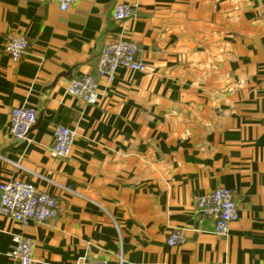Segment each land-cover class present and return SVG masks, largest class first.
I'll use <instances>...</instances> for the list:
<instances>
[{
  "label": "crops",
  "instance_id": "0c3cea01",
  "mask_svg": "<svg viewBox=\"0 0 264 264\" xmlns=\"http://www.w3.org/2000/svg\"><path fill=\"white\" fill-rule=\"evenodd\" d=\"M116 4L136 5L115 22ZM23 36L19 63L4 52ZM122 35L148 71L97 78L86 105L68 81L95 71ZM37 119L7 132L13 108ZM75 133L70 155L50 150L52 128ZM22 180L58 199L51 223L0 215V264L12 235L34 241L36 264H264V0H0V184ZM224 187L238 204L226 237L195 198ZM179 229L185 242L166 244Z\"/></svg>",
  "mask_w": 264,
  "mask_h": 264
},
{
  "label": "built area",
  "instance_id": "2783aa9c",
  "mask_svg": "<svg viewBox=\"0 0 264 264\" xmlns=\"http://www.w3.org/2000/svg\"><path fill=\"white\" fill-rule=\"evenodd\" d=\"M60 11L64 12L79 0H53ZM137 6L116 4L112 18L115 22L129 21L135 16ZM28 41L23 36L8 35L4 42V52L14 63L24 59L28 51ZM138 46L122 35L109 39L99 53L95 71L70 79L66 92L86 105H94L98 100L97 78L113 79L118 68L145 73L148 71L144 62L138 59ZM37 119L36 110L32 107L13 108L10 111L8 135L14 140L25 139ZM75 133L62 125L52 128L51 152L58 158L65 159L70 155ZM197 214L213 222L214 233L226 237L230 225L238 219V204L232 191L224 187L215 188L209 193L195 198ZM58 199L47 193L39 192L35 187L22 180L0 184V215L14 220L20 226L29 222L40 224L55 223L60 216ZM185 242L181 230L171 231L166 244L170 247L181 246ZM34 241L24 235H12V245L8 256L16 264H36L33 257Z\"/></svg>",
  "mask_w": 264,
  "mask_h": 264
}]
</instances>
